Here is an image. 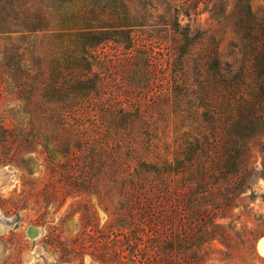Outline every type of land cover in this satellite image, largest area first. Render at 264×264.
<instances>
[{
    "label": "rangeland",
    "instance_id": "1",
    "mask_svg": "<svg viewBox=\"0 0 264 264\" xmlns=\"http://www.w3.org/2000/svg\"><path fill=\"white\" fill-rule=\"evenodd\" d=\"M141 1L121 0L129 18L144 25L145 37L160 38L162 50L154 51L163 54L164 68L171 32L156 25V16L165 8ZM236 5L227 0L217 12L213 2L212 11L178 17L181 26L212 39L221 63L234 71L242 63L230 21ZM249 7L264 19V0H251ZM48 39L45 33L31 35L25 47L45 59ZM112 45L105 53L115 60ZM107 71L93 70L108 81L103 93L61 117L66 105L47 102L38 88L30 100L33 82L21 93L0 61V221L6 225L0 264H264L258 250L264 240V178H256L251 192L214 220L221 231L210 239L204 233L208 217L191 220L176 197L189 190L181 188L188 174L173 173L188 124L173 111L170 66L163 75L157 69L154 87L136 89L133 99L127 98L124 74ZM41 82L46 77L36 81ZM252 154L261 171L258 147ZM153 169L165 176L150 173L146 183L145 171ZM149 186L151 196L145 192ZM30 228L38 229L35 239L28 236Z\"/></svg>",
    "mask_w": 264,
    "mask_h": 264
},
{
    "label": "trees",
    "instance_id": "2",
    "mask_svg": "<svg viewBox=\"0 0 264 264\" xmlns=\"http://www.w3.org/2000/svg\"><path fill=\"white\" fill-rule=\"evenodd\" d=\"M226 1L140 2L165 8L156 16L161 22L156 25L171 32L163 68V54L154 51L162 50L160 38L151 33L145 37L144 25L129 18L121 0H0V61L13 73L21 93L33 82L28 84L30 100L38 88L47 102L66 105L61 117L106 89L108 81L93 72L95 68L119 69L129 88L127 98L133 99L136 89L147 92L154 87L157 69L163 75L170 66L173 111L188 124L183 133L185 147L181 159L173 164V173L188 174L181 188L189 190H179L176 197L191 220L208 217L204 233L210 239L215 230L221 231L214 220L234 209L236 201L251 192L256 178H264V158L261 171L252 161L255 147L264 157V19L253 16L251 0H237L230 17L241 44L242 63L237 71L221 63L212 39H203L201 33L178 21L180 13L189 17L190 13L212 11L213 2L215 11L221 12ZM39 33L49 34L45 59L34 48L25 47V40ZM109 44L116 50L115 60L105 53ZM108 63L114 65L108 67ZM42 76L46 82L38 86L36 81ZM145 173L146 183L150 173L165 176L156 169ZM150 188L145 190L149 196Z\"/></svg>",
    "mask_w": 264,
    "mask_h": 264
},
{
    "label": "bare ground",
    "instance_id": "3",
    "mask_svg": "<svg viewBox=\"0 0 264 264\" xmlns=\"http://www.w3.org/2000/svg\"><path fill=\"white\" fill-rule=\"evenodd\" d=\"M5 224L3 222L0 221V231L5 228ZM39 232H38V229L36 228H30L28 230V236L32 239H35L37 236H38ZM258 250L261 254L264 255V240H262L259 244V247H258ZM262 255V256H263Z\"/></svg>",
    "mask_w": 264,
    "mask_h": 264
}]
</instances>
